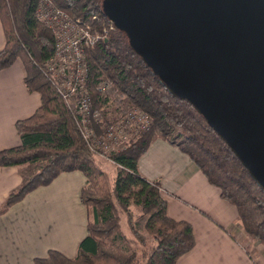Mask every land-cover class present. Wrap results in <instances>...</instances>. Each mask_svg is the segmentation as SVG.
<instances>
[{
  "label": "trees",
  "instance_id": "1",
  "mask_svg": "<svg viewBox=\"0 0 264 264\" xmlns=\"http://www.w3.org/2000/svg\"><path fill=\"white\" fill-rule=\"evenodd\" d=\"M39 1L0 0V22L6 37L5 47L0 51V70L20 59L27 72L25 83L29 91L39 92L42 97V105L32 116L16 122L21 144L0 150V166L40 163L38 171L8 196L0 214L39 187L50 185L62 173L81 171L87 179L81 201L93 212V219L88 221L87 236L80 242L74 258L50 250L35 263L176 264L195 247L192 225L171 218L159 183L139 173L138 160L158 138L167 139L191 157L209 182L221 189L222 197L236 206L244 231L264 245L263 188L198 109L170 92L119 29L89 52L93 82L106 78L115 81L106 95L99 96V104L107 122L139 107L152 115L153 125L125 151L114 155L118 173L114 188L108 187L103 170L95 163V155L81 137L73 108L58 94L46 69L47 60L55 52V38L37 19ZM53 1L74 16L95 13L106 17L102 0ZM173 128L181 134L174 136ZM132 203L148 216L145 234L130 220L133 233L142 242L148 238L157 242L140 255L132 249L123 251L109 246L104 240L119 228V207L128 212ZM129 216L131 219L132 215Z\"/></svg>",
  "mask_w": 264,
  "mask_h": 264
},
{
  "label": "crops",
  "instance_id": "2",
  "mask_svg": "<svg viewBox=\"0 0 264 264\" xmlns=\"http://www.w3.org/2000/svg\"><path fill=\"white\" fill-rule=\"evenodd\" d=\"M5 44L0 22V51ZM26 76L20 59L0 70V150L21 144L16 122L42 105L41 94L29 91ZM31 165L0 166V210L34 174L25 171ZM138 168L143 177L159 183L168 215L193 227L196 245L176 264H264V247L257 239L255 246L244 231L236 206L179 147L165 138L154 140L138 160ZM86 182L81 171L64 172L0 214V264H36L50 250L74 258L88 233L90 213L81 201ZM246 242L254 243L253 251Z\"/></svg>",
  "mask_w": 264,
  "mask_h": 264
},
{
  "label": "water",
  "instance_id": "3",
  "mask_svg": "<svg viewBox=\"0 0 264 264\" xmlns=\"http://www.w3.org/2000/svg\"><path fill=\"white\" fill-rule=\"evenodd\" d=\"M102 9L264 190V0H103Z\"/></svg>",
  "mask_w": 264,
  "mask_h": 264
},
{
  "label": "built area",
  "instance_id": "4",
  "mask_svg": "<svg viewBox=\"0 0 264 264\" xmlns=\"http://www.w3.org/2000/svg\"><path fill=\"white\" fill-rule=\"evenodd\" d=\"M36 14L38 21L54 35L55 52L47 60L46 69L58 94L73 108L81 137L94 155L116 162L115 154L125 151L140 134L151 129L153 117L137 107L107 122L104 108L92 107L88 54L118 30L115 23L95 13L74 16L53 0H40ZM114 85V79L106 78L96 83L94 90L102 97Z\"/></svg>",
  "mask_w": 264,
  "mask_h": 264
},
{
  "label": "rangeland",
  "instance_id": "5",
  "mask_svg": "<svg viewBox=\"0 0 264 264\" xmlns=\"http://www.w3.org/2000/svg\"><path fill=\"white\" fill-rule=\"evenodd\" d=\"M88 63H89V54H88ZM90 73H91V69H90ZM88 85H89V88H91V91H93L92 92L93 109H97V110L103 109V107H101V104H99V101H98L100 94L98 91L94 90L96 88L95 87L96 83L93 82L92 75L90 77V80L88 81ZM172 130H173L172 133L174 136L176 134H178V136L181 134V132L176 128H173ZM94 158H95V163L103 170L104 178L107 181L108 187L112 190L114 188L116 175L118 173V164L105 157H102L99 154H96ZM39 166H40L39 162L35 163L31 165L25 171L26 173L28 172L29 174L32 172L36 173L39 169ZM91 210L92 209L90 208V211ZM91 213H90L91 218L89 217V219L92 220L93 215ZM118 214L120 217V222H119V228L117 229V232H115L113 235L109 237L104 238V240L107 242L109 246H116V248L121 249L123 251L132 249L133 251L137 252L140 255V254L150 251L157 244L156 240L153 238L152 239L148 238L147 242H142L133 233V230L131 229V226H130L131 223H133L134 225L135 224L137 225V229L139 230L140 233H143V234L146 233L145 222L148 217L147 214H144L142 209L138 207L135 203H132L130 205L128 212L122 209L121 207H119ZM130 214L132 215L131 219L129 216ZM130 220H131V223H130ZM251 239L256 241V239L253 237H251ZM246 244L248 245L247 248H250L251 251H253L252 247L254 243L246 242ZM257 244L259 245V242L256 241L255 246H257ZM261 245L262 247H264L263 244Z\"/></svg>",
  "mask_w": 264,
  "mask_h": 264
}]
</instances>
